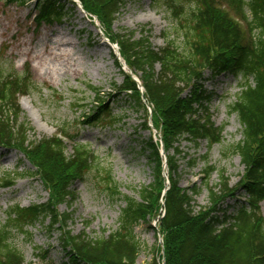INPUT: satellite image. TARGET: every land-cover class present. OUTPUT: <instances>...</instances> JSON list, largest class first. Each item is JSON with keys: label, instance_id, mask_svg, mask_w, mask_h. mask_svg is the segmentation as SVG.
Returning a JSON list of instances; mask_svg holds the SVG:
<instances>
[{"label": "trees", "instance_id": "1", "mask_svg": "<svg viewBox=\"0 0 264 264\" xmlns=\"http://www.w3.org/2000/svg\"><path fill=\"white\" fill-rule=\"evenodd\" d=\"M81 1L85 10L95 13L110 31L117 15L130 0ZM156 1L168 12L173 27L165 37V47L157 50L149 37L136 39L135 32L117 35L115 41L122 58L139 77L144 95L111 54L123 76L122 84H114L113 88L118 95L125 93L127 99L145 113L148 110L144 100L152 105L155 125L162 126L167 166L173 175L170 186L164 185L163 158L151 136L149 159L154 179L141 189L139 200L120 192L111 173H107L110 197L126 198L118 229L97 238L86 232L74 235L68 229L70 214L59 217L57 208L76 200V183L85 180L86 173L94 170L98 159L67 127L59 130V136L30 140L34 129L28 121H19L23 114L19 98L32 91L34 82L28 71L18 74L13 66L10 72L0 67V147L22 152L33 167L28 175L0 173V191L13 187L19 179L35 176L49 192L43 204L27 208L16 205L9 211L7 223L0 228V264H26L23 252L11 242L12 234L18 230L28 234L36 223L47 219L49 229L60 226L59 244L71 264H137L142 245L135 233L136 227L148 222L159 209L164 212L159 224L164 234V256L148 264H264L261 210L264 202V0ZM34 2V21L38 28L60 24L76 9L71 0ZM25 3L26 0H7L8 5ZM223 7L235 12L246 26V35L241 25L219 12ZM221 75L241 76L243 80L230 114L236 115L241 125L242 139L235 151L244 166V175L239 192L233 193L222 174L216 188H210L213 209L196 211L198 188L183 189L177 178L183 154L180 148L183 141L195 147L202 141H207L210 147L221 143L225 127H218L212 121L213 95L204 89L208 78ZM88 88L95 93L94 109L83 115L82 124H101L107 116L113 125L117 121L113 106L101 97L98 88L90 85ZM143 125L151 131L148 120ZM67 141L72 144L71 155L67 153ZM213 170L214 167H207L206 179ZM242 196L245 200L235 213L229 214L231 207L224 208V204L228 199L239 201ZM153 231L157 234L155 229Z\"/></svg>", "mask_w": 264, "mask_h": 264}, {"label": "rangeland", "instance_id": "2", "mask_svg": "<svg viewBox=\"0 0 264 264\" xmlns=\"http://www.w3.org/2000/svg\"><path fill=\"white\" fill-rule=\"evenodd\" d=\"M73 1L78 6L60 24L38 28L34 21V0H26L23 5H8L7 0H0V67L10 72L13 66L18 74L28 71L34 82L29 95L19 99L23 111L19 121H28L34 129L30 140L57 136L62 127H67L70 134L78 137L79 143L89 147L98 159L94 170L86 173L85 180L76 183V200L71 205L57 208L59 217L70 214L68 229L74 235L86 232L90 237L97 238L118 229L126 201V198L114 200L110 197L107 173H111L120 192L139 200L141 189L154 179L149 159L151 136L159 146L164 147L162 126L155 125L152 105L147 103L149 111L145 113L134 101L128 100L125 93L118 95L114 90L113 85L122 84L123 76L114 64L111 56L113 49L104 41V36L116 43L117 35L135 32L136 39L147 36L158 50L165 47V37L173 27L168 12L156 0H130L117 15L110 31L95 13L85 10L81 0ZM219 12L227 14L247 34L246 26L230 8L223 7ZM125 70L132 75L128 69ZM242 81L241 76L231 75L206 80L204 89L213 95L210 104L212 121L216 126L225 127L223 139L212 147L207 141H202L197 147L183 141L180 148L183 154L177 178L183 189L198 188L196 211L213 209L210 188H216L222 174L233 193L239 189L244 175V166L235 151V146L242 139L241 125L237 116L230 114ZM89 85L98 88L101 97L113 106V115L117 120L113 125L107 116L101 124H82L83 115L94 109L95 93L89 90ZM145 120L151 125V131L144 128ZM67 153H73L71 143ZM167 156L168 153H163L164 161ZM209 166L214 170L206 179L205 171ZM32 169V164L22 152L0 147L1 174L28 175ZM164 171V185L168 187L173 175L167 165ZM48 198L49 192L35 176L19 179L13 187L2 189L0 228L7 223L8 213L14 206L27 208L43 204ZM244 200L243 196L239 201L228 199L224 208L230 206L228 213H235ZM261 210L264 215V202ZM161 218L162 209H159L158 213L148 218V222L136 227L135 233L142 245L137 264H148L163 258L164 234L159 228ZM48 223V219L36 223L28 234L15 231L11 242L23 252L26 264H71L68 254L59 244L60 226L49 229Z\"/></svg>", "mask_w": 264, "mask_h": 264}]
</instances>
